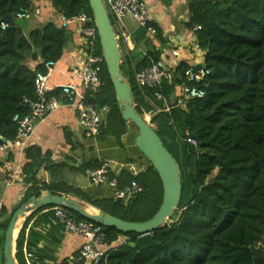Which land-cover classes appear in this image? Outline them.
Instances as JSON below:
<instances>
[{"label":"trees","instance_id":"obj_1","mask_svg":"<svg viewBox=\"0 0 264 264\" xmlns=\"http://www.w3.org/2000/svg\"><path fill=\"white\" fill-rule=\"evenodd\" d=\"M36 1L0 0V136L7 139L17 135L14 117L31 112L27 99H36L37 74L47 71V62L62 58L70 39V30L58 21L39 19L44 15L43 8L52 10L47 2L65 18L82 11L93 16L89 0H40L44 2L41 14L33 18V27L26 30L16 15L34 8ZM188 10L185 26L195 34L204 52L203 64L210 71L202 85L206 89L204 97L190 99L185 107H175L171 112L158 111L163 108V101L154 98L155 88L138 84L137 73L151 65L152 60H161V50L152 44V37L165 42L156 23L155 36L140 27L135 48L124 54L121 62L137 111L141 115L157 111L151 124L180 168L182 196L175 211L177 216L153 231V239L160 245L143 251L129 245L138 234L102 225L109 246L120 236L129 237V242L112 250L101 264H264V0H188ZM6 15L15 20L14 28L2 27ZM97 47L102 54L99 36ZM190 66L181 61L175 68L173 83L163 81L165 95H174L179 76ZM102 78V87L88 101L98 108L110 107L98 132L120 141L131 124L137 131L138 128L123 118L105 62ZM137 135L132 137L134 143ZM45 154L49 157L48 152ZM45 154L39 146L25 150L28 161L22 170L24 195L13 207L6 203L0 206L4 264L5 233L14 212L29 198L46 191L67 194L132 222L146 221L160 209L163 184L150 161L137 175L123 170L118 176L119 187L133 179L143 186L141 193L125 202L112 196L98 198L65 181L40 183L38 173ZM100 164L92 160L83 163L79 170L84 172ZM3 189L0 177V197ZM55 207L37 209L24 221L16 241L19 264H27L24 248L35 254L37 263H69V258L58 262L56 256L65 229L55 218ZM69 211L80 220H87Z\"/></svg>","mask_w":264,"mask_h":264},{"label":"built area","instance_id":"obj_2","mask_svg":"<svg viewBox=\"0 0 264 264\" xmlns=\"http://www.w3.org/2000/svg\"><path fill=\"white\" fill-rule=\"evenodd\" d=\"M104 5L109 13L115 18L113 28L121 43H125L130 51L135 48V40L133 33L125 23V17L133 18L139 27L146 28L149 35L158 34L154 25L153 16L150 8L145 0H103ZM41 7L20 11L17 13V19H31L41 14ZM59 23L66 28L77 26L82 32V46L85 52V59L80 67L74 71L76 78L81 82V89L78 90L72 84L63 85L56 90H49L47 87V78L50 69L54 66V61L46 63L47 71L39 72L35 81L36 99H27L31 105V112L28 115H16L14 121L17 123V135L14 139H7L0 136L2 146L12 150L25 151L30 147V138L34 132L37 122L43 120L45 116L58 109L61 106H73L79 112L81 124L85 129L88 137L94 136L99 131L102 122V116L110 110L105 105L98 108L88 101V97H92L97 93L103 85V65L104 57L96 52L98 44V30L94 21V17L86 11L80 12L70 18H65L60 14ZM8 23L2 22V27L6 28ZM192 47L196 51H201L195 34L193 33ZM147 55V52L143 50ZM181 55V48L172 47L170 56L175 62H168V65L158 63L152 60V64L140 70L136 79L141 87L155 88L154 98L163 101V108L158 109L165 112H171L175 107H185L187 101L193 98H202L206 95V89L202 87L207 75L210 71L200 65H191L183 74L179 76L180 82L175 87L174 95H165L162 87L163 81L166 79L172 84L175 78V68L181 62L178 61ZM177 60V61H176ZM196 69V67H198ZM157 111H150L151 117ZM189 141L196 144L192 138ZM112 163L110 161H102L100 166L89 169L87 174L91 181L98 184H107L113 190V197L117 199H129L135 197L143 191V186L133 179L129 184L119 187L118 180L111 177ZM55 218L63 225L65 232L78 234L84 239V243L77 255H72L70 260L76 263L101 264L106 262L111 251L115 248L109 246L106 242V234L102 225L90 220H77L69 209L56 206L53 208ZM170 223V221L168 222ZM24 258L27 264H41L35 262L34 253L24 248Z\"/></svg>","mask_w":264,"mask_h":264},{"label":"crops","instance_id":"obj_3","mask_svg":"<svg viewBox=\"0 0 264 264\" xmlns=\"http://www.w3.org/2000/svg\"><path fill=\"white\" fill-rule=\"evenodd\" d=\"M145 1L150 8L154 23L159 26L165 39V42H161L157 38L152 37V44L161 50L160 61L162 64L168 65V62L173 61L170 51L175 46L181 48V55L178 61H187L190 65H203L204 52L196 51L192 47L194 35L185 26V22L189 18L188 0ZM47 3L52 10L43 8L44 15L39 19L41 21L52 20L59 22L60 14L52 7L51 3ZM42 5H44V2L36 1V6L42 7ZM68 29L70 30L69 42L62 58L55 62L49 71L47 87L53 91L63 85L72 84L82 92L81 82L74 74L75 69L80 67L85 59L82 32L79 27L74 25ZM131 32L135 39L138 34L134 31ZM121 44H123V46L121 45V51L124 52L123 48L126 50L123 55L128 54L130 50L127 45L125 43ZM143 47L145 46L141 43L140 48L143 49ZM102 117L104 122L106 116L103 114ZM132 136L133 132L129 128L120 141L108 133L103 134L102 131L92 137H88L81 124L78 110L73 106H61L36 123L30 138V146H39L44 154L46 152L49 153V157L46 154L43 157L44 164L38 173V179L40 183L68 181V184L86 190L91 186V181L87 174V171L91 168L83 172L79 170V167L83 163L92 160L98 161L99 164L104 160L110 161L112 163V176L117 180L123 170H129L133 175H137L146 169L148 162L141 157ZM114 154L115 156H113ZM27 161L25 151L12 150L0 146V177L3 179L4 184L3 193L0 197V206L6 203L13 207V203L17 200L19 201L24 195L26 185L23 181L22 170ZM66 161H70L71 164ZM57 164H61L57 166V170L56 166L47 168L49 165ZM105 188L101 190V196L111 197L112 195H108L107 191L112 189V187L106 184ZM79 201L93 207L88 203ZM128 240L129 237L120 236L111 247L117 248L129 242ZM84 242L83 237L80 235L65 232L56 253L58 262H61L64 258L70 259L72 255H77ZM68 264L88 263H76L69 260Z\"/></svg>","mask_w":264,"mask_h":264},{"label":"water","instance_id":"obj_4","mask_svg":"<svg viewBox=\"0 0 264 264\" xmlns=\"http://www.w3.org/2000/svg\"><path fill=\"white\" fill-rule=\"evenodd\" d=\"M94 21L98 30L102 55L107 71L113 81L122 116L126 121L133 122L138 128L135 144L138 150L152 163L163 184V200L158 212L143 222H132L115 215L96 209L90 211L79 200L67 194H55L51 191L41 196L29 198L13 214L5 233L4 257L6 264H19L16 258V241L28 216L37 209L47 206H60L70 209L87 220L106 227H115L125 233L138 234L129 245L139 251L160 245L153 239V231L168 224L175 211L178 210L182 196V177L178 163L162 138L155 131L151 121L141 115L135 106L132 87L121 70L123 53L119 39L113 28L110 15L103 0H89ZM3 21L14 28L15 20L6 15ZM203 67H206L203 64ZM196 67V69H198ZM17 232V233H16Z\"/></svg>","mask_w":264,"mask_h":264},{"label":"rangeland","instance_id":"obj_5","mask_svg":"<svg viewBox=\"0 0 264 264\" xmlns=\"http://www.w3.org/2000/svg\"><path fill=\"white\" fill-rule=\"evenodd\" d=\"M35 3V5H36V2H34ZM110 18H111V21H112V23L115 25V18H114V16L113 15H110ZM34 19L33 18H31V19H19V23L26 29V30H30L32 27H33V23H34ZM124 21H125V23L127 24V26L129 27V29L131 30V31H134V32H136L137 34H139L140 33V31H141V28L138 26V23L133 19V18H131V17H129V16H127V17H125V19H124ZM122 46H123V44H121ZM122 50H124V52L126 51L125 50V48H123ZM96 52L98 53L99 52V50H98V47H97V50H96ZM123 51H122V53H124ZM103 67H104V65H103ZM104 70V69H103ZM102 74H103V72H102ZM107 114H108V112H105L104 113V115L105 116H107ZM147 116H148V120L149 121H151V116L149 115V114H146ZM145 115V116H146ZM130 128H131V130H132V132H133V136L132 137H134L135 135H137L138 134V131H137V129L131 124L130 125ZM138 136V135H137ZM137 138V137H136ZM113 156H115V154L113 155ZM145 159V161H147L148 163H149V160L147 159V158H144ZM66 162H69L70 164H71V162L70 161H66ZM81 162V161H80ZM81 164V163H80ZM58 169V167L56 168V170ZM139 171V170H138ZM217 173V170H215V172H214V175ZM91 181V180H90ZM68 182V181H67ZM106 187V184H98V183H95V182H93V181H91V186H90V188H88V189H84V188H82L83 190H85V191H87V192H89V193H91V194H93L94 196H98V198H100V197H103V196H101V190L103 189V188H105ZM106 189V188H105ZM113 188L112 189H108V191H107V194L108 195H112V197H113ZM105 197V196H104ZM130 199V198H129ZM129 199H123V201H128ZM20 201V200H19ZM19 201L17 200V201H15V203H13V206H15V205H17L18 203H19ZM82 203V202H81ZM83 205H85V204H83ZM85 206H87V205H85ZM143 215H147V214H143ZM174 217H176L177 216V212H175V214L173 215ZM77 220H80L79 219V217H75ZM172 219V218H171ZM171 222V221H170ZM0 234H2V231L0 230ZM3 235V234H2ZM0 264H4V262H3V257H2V250L0 249Z\"/></svg>","mask_w":264,"mask_h":264},{"label":"bare ground","instance_id":"obj_6","mask_svg":"<svg viewBox=\"0 0 264 264\" xmlns=\"http://www.w3.org/2000/svg\"><path fill=\"white\" fill-rule=\"evenodd\" d=\"M145 117H146V119L148 120V116L146 115ZM87 208H88L90 211H93V212L96 210L94 207H91V206H87ZM16 233H17V232H16Z\"/></svg>","mask_w":264,"mask_h":264}]
</instances>
